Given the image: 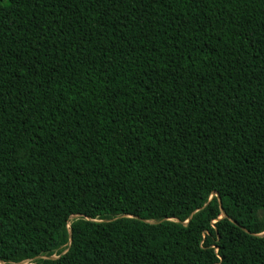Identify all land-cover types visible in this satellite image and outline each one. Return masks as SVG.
<instances>
[{
	"label": "trees",
	"instance_id": "1",
	"mask_svg": "<svg viewBox=\"0 0 264 264\" xmlns=\"http://www.w3.org/2000/svg\"><path fill=\"white\" fill-rule=\"evenodd\" d=\"M263 232L264 0L0 6V264H264Z\"/></svg>",
	"mask_w": 264,
	"mask_h": 264
},
{
	"label": "snow or ice",
	"instance_id": "2",
	"mask_svg": "<svg viewBox=\"0 0 264 264\" xmlns=\"http://www.w3.org/2000/svg\"><path fill=\"white\" fill-rule=\"evenodd\" d=\"M8 5V0H3V5L0 6H7Z\"/></svg>",
	"mask_w": 264,
	"mask_h": 264
},
{
	"label": "water",
	"instance_id": "3",
	"mask_svg": "<svg viewBox=\"0 0 264 264\" xmlns=\"http://www.w3.org/2000/svg\"><path fill=\"white\" fill-rule=\"evenodd\" d=\"M186 221H187V220H186ZM186 221H185V222H186ZM263 233H264V232H263ZM64 251H65V250H64ZM64 251H63V252H64ZM25 262H26V260H25V261H21V262L16 263V264H24ZM1 263H2V262H1Z\"/></svg>",
	"mask_w": 264,
	"mask_h": 264
},
{
	"label": "rangeland",
	"instance_id": "4",
	"mask_svg": "<svg viewBox=\"0 0 264 264\" xmlns=\"http://www.w3.org/2000/svg\"><path fill=\"white\" fill-rule=\"evenodd\" d=\"M72 218H75V216H74V217H72ZM54 256H56V255H52V257H54ZM26 262H28V261L26 260ZM26 262H25V263H26Z\"/></svg>",
	"mask_w": 264,
	"mask_h": 264
}]
</instances>
